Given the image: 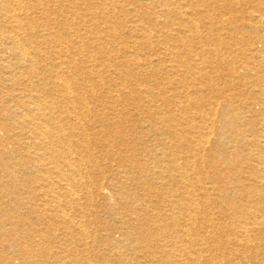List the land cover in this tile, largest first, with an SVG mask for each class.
<instances>
[{"label":"bare ground","instance_id":"1","mask_svg":"<svg viewBox=\"0 0 264 264\" xmlns=\"http://www.w3.org/2000/svg\"><path fill=\"white\" fill-rule=\"evenodd\" d=\"M85 1L64 0L79 11L66 17L62 15L58 22L61 29L56 30L54 26V34L47 36L41 30V34L38 33V26L34 27L33 14L43 8L41 0H0V264H16L14 259L18 264H224V261L218 262L211 245L218 243L224 247L226 243L220 244V241H225L218 237L210 245L207 240L213 233L220 236L222 229L214 224L212 216L200 209L202 200L190 195L188 188L190 184L201 182L194 178V169L202 163L199 157L211 156L212 130L220 122L207 117L219 116L220 111L212 107L211 96L201 94L206 85L200 80L220 58L221 42L214 36L215 29L202 30L200 25L186 18V12L181 14L184 7L172 8L169 2L172 0H146V4L158 8L155 15L164 20L161 33L141 25L138 20H133L124 30L122 20L114 23V17L108 15L98 32L100 35L108 33L117 52L125 59L119 61L115 54L107 53L104 60L98 52L102 57L100 63L96 62L94 67L81 66L76 55L83 53L84 56L93 42L84 40L81 34L77 37L80 39L60 35L61 31L68 34V25L76 21L99 24L98 18L86 8ZM93 1L96 6L106 2ZM184 1L185 7H193L192 0ZM200 3L197 0L192 16H205L212 21L214 15L201 7L195 8ZM33 8L35 10L31 11ZM258 12L257 17L264 26V8ZM172 13L178 17L177 28L170 19ZM125 18L129 19V14ZM43 19L41 27L46 25L45 16ZM224 25H230L231 29V24L225 22ZM169 27L176 28V32L171 33ZM74 29L73 26L71 31ZM168 29L170 37L163 34ZM209 31L212 36H208ZM182 32H190V35L183 36ZM251 33L236 40L260 41ZM163 36V46H154L155 37ZM124 37L137 42L138 50L125 45ZM140 42L148 47L144 57V54L139 55ZM65 53L73 55L67 58ZM260 53L251 50V55L244 58L247 70L244 86L258 87L253 89L256 96L243 100L242 111L236 109L234 113L224 108L221 117V123L226 124L239 151L236 158L220 155V163L225 167L220 180L230 185V190L221 198L231 209L226 216L235 219L232 228L235 237L231 241L247 251L243 250L237 264H245V258L264 264V51ZM167 60L175 62L174 70L178 74L180 67L188 64L189 76L198 81L186 84L187 89L181 93L176 91L177 97L183 100L171 102L165 95L169 87L176 84L170 79L165 85L158 76V72L166 68ZM149 66L155 68H150L148 77L140 81L138 76ZM111 76L113 80L133 76L137 81V88L133 90L135 96L126 91L127 82L115 85L114 89L122 88L117 94L99 93L98 89L105 83H111ZM89 81L93 82L90 86ZM199 94L201 96L197 97ZM92 101L101 102L107 109H116L112 104H122L125 117L117 114L104 121V117L109 116L103 111L93 113ZM250 101L258 105L257 108H249ZM131 102L135 103L133 107ZM208 102L209 113L200 112L198 109ZM258 115H262L259 122L255 118ZM133 116L142 117L145 122L132 121ZM245 116L250 117V122L244 120ZM196 118L209 122L190 125L188 120ZM95 143H108L119 150L114 157L120 169L118 173H124L131 183L138 181L144 186L145 203H138L141 207L135 213L142 216L146 224L125 230L120 239L107 232L105 224L92 219L98 214V210L93 209L95 194L107 189L112 183L107 178L115 174L91 153ZM212 157L211 160L218 161L215 155ZM244 179L259 181L262 187L254 182L248 184ZM154 183L169 186L174 195H161ZM157 193L162 197L160 200ZM251 194L255 195L249 201L256 207L253 212L237 202ZM2 195L9 196L3 199ZM151 205L158 210L150 208ZM13 209L18 210L13 212ZM106 212L117 216L120 222H128V215L120 213L118 205L108 207ZM240 238L254 242L260 253H249L250 244L242 243ZM100 241L108 246L101 249ZM209 250L212 254L206 257Z\"/></svg>","mask_w":264,"mask_h":264},{"label":"rangeland","instance_id":"2","mask_svg":"<svg viewBox=\"0 0 264 264\" xmlns=\"http://www.w3.org/2000/svg\"><path fill=\"white\" fill-rule=\"evenodd\" d=\"M51 1L52 0H41V3L43 4V8L40 7L41 9L37 10L36 13L33 14L34 22H35L34 27L38 26L37 29L38 33L41 34L40 33L41 30L42 33L47 36H52L54 34L55 32L54 26H56V30L61 29V25H59L58 22L62 18V15L66 17L67 15H72V13L75 11H79L78 8H72L68 3H64L63 2L64 0H53L52 2ZM192 1L194 3L192 6L194 7V5L197 3V0H192ZM200 1H201L200 6L196 5L195 8L201 7V9H205L211 15H214L215 18L212 21H210L208 18H205V16L202 17L201 16L196 17V15L192 16L193 7L192 8L185 7L184 0L169 1L171 2L172 8L174 9H178V5L184 7L181 10L182 11L181 14L183 15V13L186 12L187 13L186 18L200 25L202 27V30L203 29L206 30L209 29V27H213V29H215L213 32L214 36L217 37L216 39L219 40V43L221 42L220 58L216 60V62L214 63V67L212 69H207V72L205 73L206 76L200 78V80L206 85V87H204V89L205 88L206 89L201 94L203 96H211L209 97L211 98L210 99L211 101L209 102L211 103L212 107H217L218 110L220 111L219 116L217 114V116L207 115V117L209 119L211 118L214 122L215 121L216 122L220 121V122H217L216 127L214 125L213 128L215 130H212L213 133L211 135L212 146L210 147L212 149L211 156L208 157L207 155H203L204 156L202 157L203 160L201 157H199L200 162H202L203 164L202 163L198 164L196 166L197 168L194 169V178H196V180L201 179V182H195L193 184H190L188 188L190 191V195H194V197L202 200L200 202L201 205L200 209L204 211V213H208L210 217L212 216L214 220V224L220 225V231L222 229L220 236L217 233H213L207 238L210 245L214 244L215 241L218 239V237H220L222 240L225 241V242L220 241V244L226 243L224 247H220L218 243L215 245H211V249L213 253H216V256L219 258L218 262L220 263L221 260L224 261V264H237V261L239 257L242 255L243 250L246 251V249L245 248L242 249V247L235 245L231 241V239L235 237L232 231V228L235 225L234 222L235 219L228 218L226 216L228 213H230L231 209L228 208L227 204H225L223 202V199L221 198L222 195L225 194V192L230 190L229 188L230 185L227 182H225L223 179L220 180V173L224 174L225 172L224 165L220 163V155L224 154L229 156L230 158H236L239 151H238V146L234 147L235 146L234 138L230 136V134L227 131V128H225L226 124L224 125L223 123H221L222 122L221 117L223 118L222 112H225L224 108H227L234 113L237 111L236 109H238V112L242 111L243 108L245 107L243 100L246 101V98L248 99L249 97L256 96L257 94L256 92L253 91V89L257 90L258 87H249L248 85L244 86V83L247 80L246 78L247 70L244 69L245 67L244 58L251 55V50H258L261 53L264 51V45L262 42L264 41V26L263 23H261V21L257 17L260 15V12H258V10L262 7L264 8V0H200ZM95 3L96 2H94L93 0H86L85 6H87L86 8H88V10L98 18L96 22L99 24L95 25L92 24L90 21L84 23L83 21H81L76 23L77 22L76 21L72 24V26L68 25V27H70V32L68 34H64L63 33L64 31H61V35H60V36L63 35L64 38L71 37L70 39L73 38L80 39L77 37L79 34H81L84 40L90 39L91 42H93L92 47L85 53L84 56L83 53L80 55H76V58L81 66L88 65L94 67L96 62L100 63L102 57H99L97 55L98 52L100 54L102 53L101 55L104 56V60L107 59L106 58L107 53L115 54V56L119 57L118 59L119 61H123L125 59L123 57V54L117 52L115 43H112L111 41L112 40L111 36L108 33L100 35V32H98L99 29L104 27V24L102 22H105V20L109 18L108 15L110 16L112 15L114 17L113 19L114 23H118L120 20H122L125 24L123 27L124 30H127V27L130 24H132L133 20L134 21L138 20L137 22H139L141 25L143 24L148 28H153L155 30L154 32H156L157 34L160 32L159 31L160 27L162 26V23L164 21L162 17L160 16L157 17L155 15V12H158V8H155L149 5L148 3L146 4V0H106V2L103 3V6H96ZM117 3L120 5L116 6ZM34 10L35 9L33 8L31 11ZM42 11L43 12L45 11L44 14L42 13ZM32 13L33 12H30L31 15ZM175 13L174 14L172 13L173 16H171L170 19L176 23L178 17L176 16ZM127 14H129V19L125 18V15L127 17ZM44 16H45V21L47 20L46 25L44 27H41L39 25L42 21H44L43 19ZM225 22L231 24V29H229L230 25H224ZM55 23H58V25H55ZM73 26L76 29L71 31ZM252 26L254 27V29H251ZM174 27L176 28L178 27L177 23ZM25 28L26 29L29 28L28 25H25ZM92 28L96 30L93 33L90 32ZM170 28L171 27H169V29ZM176 28L173 29L171 28L170 29L171 33L173 32L175 33L177 30ZM169 29L168 31L163 33L168 37H170ZM75 31H77V34H75ZM250 32H252L251 34H255L256 38L258 37L257 40L260 41L251 43V42H245L244 40L239 38H238L239 41L236 40V37H240L242 35L244 37L245 35H249ZM187 34L190 35V32H182L183 36H186ZM192 34L194 35L195 33ZM211 34H212L211 31H209L208 36H212ZM163 38L164 36L161 38L155 37V41L153 42L154 46L156 45L157 48H161V46H163L161 45V41L163 40ZM122 40H123L122 42L125 45L129 44L131 48H136V47L139 48L137 42L133 43L131 39L128 37H124ZM227 42L229 43L228 45ZM231 42H233V45L230 44ZM119 47H122V45L120 44ZM82 48L83 50L85 49L84 45L82 46ZM146 49H148L147 45L145 43L141 44L140 42L139 55L141 56L144 54L142 56L144 57L145 54L148 52ZM180 50H184V49H180ZM65 55L67 58H70L73 54L65 53ZM82 58L85 59L82 61ZM210 59L214 60L212 57ZM168 60L165 63L167 64L166 68L164 69V71L161 70L160 72H158V76L159 78H161V81L165 85L168 84L170 79L171 82H176V84L174 85L173 83L172 87H169L168 91L165 92V95L167 98H169L171 102L175 100L176 101L183 100L182 98L180 99L177 97L178 96L177 92L187 89L184 88L186 84L191 85V83L198 81L194 80L193 77L189 76L188 64H185V66L184 65L181 66L180 73L178 74V72H175L174 70L176 67L175 62L174 61L169 62ZM218 62H220V65ZM152 67L153 66H149L148 68L145 69V73L143 74L141 73L138 76L140 81L144 79V77L145 78L148 77V74L151 72L150 68ZM134 72L137 73L136 70ZM233 75L236 77H234ZM111 78L112 81L110 84H108L109 82H107L103 85V87H101V89H98L99 93L102 94L105 93L104 95H106L107 93L110 94L111 92L117 94L122 90V88H119L120 90L114 89L116 88L115 85L118 83L127 82L126 84H128V86H127V90L126 89L125 90L128 91L131 95L135 96L133 90L135 91V89L137 88L136 85L137 81L133 76H129L127 79L114 78L115 80H113V76H111ZM108 79H110V77ZM235 83H240L241 86L240 87L238 86L239 88L234 87L233 85ZM91 84H93V82L89 81L88 85L90 86ZM168 86H171V84ZM201 94L196 96L197 97L201 96ZM209 102L201 106V108L198 110L200 112L205 111L209 113V109H208ZM101 104H102L101 102L98 103L92 101V104H90V106L92 109L91 111H93V113L94 112L101 113L103 111L106 113L107 116H109V117H104V121L113 118V116L117 114L121 117H125L122 115L123 114L122 112L124 111L122 104L121 105L112 104L116 107V109H107L105 108L106 106H102ZM130 104L132 105L131 107L135 105V103L133 102H131ZM248 106L249 108L255 109L257 108L258 105L254 104L253 101H250ZM138 116H133L131 118L132 121L138 120L137 122H139V124L141 122L144 123L145 121L142 120V117L137 118ZM246 117L248 116L243 117L244 120L250 122L249 121L250 117H248L247 119ZM255 118H257V121L259 122L262 119V115L255 116ZM188 122L190 125L191 124L206 125L209 122V120L208 119L205 120L203 118H196V119H190L188 120ZM193 135L195 134H192L191 136ZM107 144L95 143V146L93 145L91 147V153L100 160H102V164L104 166L112 170V172H115L112 178L109 177L107 178L112 180V183H110V185L107 186L108 188L103 189L101 192H99V194H95L96 196H94L93 200H94L95 208L93 207V209H97L98 214L93 216L92 219L99 224H105L106 227L108 228L107 232L109 233L111 232V234L115 238L120 239L122 238L121 235L122 233L125 232V230L131 231L132 228L137 227L141 223L143 225L146 224L145 219L142 216L139 217V215L135 213V211L136 212L139 211L140 209L139 207H141L138 203L140 202L145 203V198L142 196L145 195L144 192L142 191V188L144 186H142V184H140L138 181L131 183L130 181H128V179H126L125 177L126 175H124V173H118L120 169L114 157L116 156V153L120 151L114 148L113 146H111L110 144L108 145ZM134 147L137 148V146ZM208 151H206V153ZM212 155H215L218 161L211 160L213 159ZM198 172L200 174L198 175L195 174ZM244 181L248 184H253L255 180L251 179L250 181H248V179H244ZM170 183L172 184V181H170ZM254 183L262 187L259 181ZM154 184H155L154 187L155 190L157 192H162L161 195H174L172 192H170L169 186L167 187V185L165 186L161 184L159 185V183H154ZM118 185L122 186L121 189L117 187ZM180 186L183 188L184 185L180 183ZM221 190L223 192H221ZM130 194L133 195V197L131 199L130 198L128 199L127 196H130ZM202 195H207V197L204 199ZM8 196L2 195V198L7 199ZM248 196L249 197H242V199L240 200L237 199V202L238 204L240 203L245 207H247L248 211L253 212L255 211L256 207L253 204L249 203V201L253 200L252 198L255 197V195L251 194ZM161 198L162 197L160 196V194L157 193V200H160ZM117 205L119 206L120 213L128 215V222L127 221L120 222L119 221L120 219L117 216L105 214L107 213L106 211L108 207L110 206L117 207ZM150 208L158 210L157 208L153 207V205H151ZM12 211L16 212L14 209ZM151 213L155 214L153 213V211H151ZM223 213L225 215H223ZM148 224H152V222H148ZM251 238H253V235L251 236ZM240 239L242 240V243L250 244V246L247 247L249 249V253H260V250L256 249L255 246L256 244H254V242H252L249 239H246L245 241H243L244 238H240ZM104 243L105 241H100L98 243L101 249L108 246L107 243L105 244ZM218 247H220V249ZM225 247L226 250L223 251ZM210 254H212L210 250L205 253L206 257L207 255ZM13 262H15L16 264L19 263L17 259H14ZM244 263L262 264L261 261H256L251 258L250 259L245 258Z\"/></svg>","mask_w":264,"mask_h":264}]
</instances>
